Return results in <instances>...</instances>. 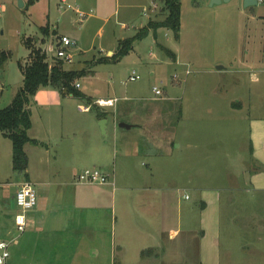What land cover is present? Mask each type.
I'll use <instances>...</instances> for the list:
<instances>
[{
    "label": "rangeland",
    "instance_id": "rangeland-1",
    "mask_svg": "<svg viewBox=\"0 0 264 264\" xmlns=\"http://www.w3.org/2000/svg\"><path fill=\"white\" fill-rule=\"evenodd\" d=\"M206 1L182 0L181 41L180 37L175 39L172 31L163 29L156 43L151 30L134 44L135 52L126 59L118 63L97 64L93 60L104 56L105 52L100 53L103 49H118L119 42L136 36L148 24L149 18L160 20L159 14L167 13L164 0H67L73 8L87 14L81 23L73 10L59 6L60 0H38L23 8L18 6V0H0V52L9 55L0 66V78L6 81L5 93L22 81L18 63L25 62L30 55V50L24 45L25 38L34 37L39 47L47 51V59L50 60L57 53V38L63 35L71 38L77 45L71 50L74 54L72 62H66L68 69L97 71L93 77L79 78V90L93 98L117 99L118 116L131 124H140L145 131L140 139L134 136L130 140V157L133 156L140 165L145 164V154L139 158L133 154L141 146L146 150L148 146L145 142L152 138L151 129L162 130L158 137L162 144L158 152L162 158L157 167L162 179L156 182H163L164 185L174 183L180 188L178 198L183 211L191 206L200 207L201 197L194 190L196 187L222 190L234 185L245 186L241 173L253 163L251 123L264 117V73L236 63L237 58L246 56L247 49L251 51L257 46L254 35L258 31L254 30L255 24L248 17L258 15L264 4L243 9L237 0L214 6H210V2L205 4ZM2 7L5 9L2 10ZM150 8H155L156 17L148 12ZM72 18L75 20L72 21ZM48 20L51 32L46 36L41 29L47 27ZM165 35H169L168 39ZM247 35H251L249 43L246 39L240 46V41ZM37 37L45 41L38 42ZM159 44L179 46L181 64H175ZM219 59L226 65V70L217 71L214 63ZM97 65L100 66L95 68ZM256 66H262V62ZM133 72L140 79L130 82L128 78ZM253 73L257 74V81L253 80ZM153 87L163 92V98L154 100ZM125 98L130 101H124ZM238 99L244 102L242 111L230 110L231 101ZM72 101L74 105L65 107L64 119L59 117L57 120L48 117L46 120L48 114L40 112L34 104L30 105L34 120L30 133L37 140L25 146L28 156L25 172L13 170L11 140L0 135V241L8 242L18 235L11 199L16 196L20 185L31 182L38 197L39 190L48 188L50 195L53 194V186L42 187L43 183L63 182L71 178L69 164L74 162L70 158L73 145L70 141L73 136L65 139L61 136L70 134L73 125H77L78 131L74 132L79 140L84 137L85 142L94 137L92 131L99 129L103 133L101 122L96 120L100 108L95 106L92 111L81 114L77 103H86V100L77 101L74 98ZM1 104L3 106L4 101ZM106 109L111 120L116 110ZM156 117L157 121L152 122V118ZM102 135L113 153L116 152L111 165L123 162L121 139L117 142L111 132L109 137ZM188 143L196 148H187ZM178 145L182 147L180 150H177ZM54 147L59 153L57 159L53 157ZM77 166L79 171L93 168L90 165L80 166L79 163ZM97 169L100 173L105 170ZM185 192L191 196L188 201L182 199ZM224 195L219 241L223 264H264V194L235 193L234 202L228 208L225 192ZM199 215L201 213H195L197 222ZM181 225V233L168 241L166 238V243L183 239L184 219ZM197 226L200 228L199 223ZM197 226L193 224L194 229ZM45 237L46 240L41 241ZM57 238L37 231L19 235L17 244H11L8 249L10 257L6 264H72L68 257L64 260L58 258L59 248L54 247L55 244L47 249L31 250L28 247L29 243L60 242Z\"/></svg>",
    "mask_w": 264,
    "mask_h": 264
},
{
    "label": "crops",
    "instance_id": "crops-1",
    "mask_svg": "<svg viewBox=\"0 0 264 264\" xmlns=\"http://www.w3.org/2000/svg\"><path fill=\"white\" fill-rule=\"evenodd\" d=\"M60 1L61 3H59V6L61 8L71 9L77 16V11H80L78 8H73L67 3V0ZM180 1L181 9H183L182 0ZM237 1L243 5V0ZM23 2L24 4L27 3L25 0H23ZM209 2L210 0H207L205 4ZM68 6H70V8ZM249 8L252 7H244L243 9ZM3 9L5 8L2 7V10ZM148 12L154 15V17L157 16L154 14L155 8H150ZM159 15H161L160 20L158 18H149L148 24L143 28H146L147 31L150 32L153 29L149 28V23L163 21L167 13H161ZM258 15L252 14L248 17L255 24L253 27L254 30L258 31L257 35H254L257 46L251 51L247 49L246 56L244 55L242 59L237 58L236 63L254 69L257 72L264 73V9H260ZM71 20L74 21L75 19L72 18ZM47 23V27H43L47 29L42 33L49 36L51 32L49 30L50 21L48 20ZM240 24L243 25L244 22L240 21ZM182 27L181 11L180 31ZM163 29L167 32L171 31L166 28H159L155 32L153 30V37L156 43H158L159 34ZM168 36L169 35H165L167 39ZM180 36L181 34L179 32V37ZM59 37L56 40L57 46ZM249 37H251V35L243 37L242 41H240V46H242V42L246 39L249 43ZM32 38L34 37H27L24 42L27 39H31L33 48L45 51L47 56V51L39 47L35 38ZM37 40L38 42L45 41L43 38L39 37H37ZM158 46H163L170 50L173 53L174 58L172 60L175 64H181L178 56L180 52L179 46H165L161 44ZM117 50L118 49L108 48L106 50L103 49L100 53L103 54L105 52L103 58H110ZM134 52L135 46L133 45V49L123 59H126ZM100 58H102V56L95 58L93 62H97ZM58 61L61 60L57 59L56 56H52L51 60L47 59L50 66L55 65ZM25 62L20 63L24 64ZM62 62V68L65 71L84 70V68L76 70L68 69L67 63L64 61ZM261 62L262 66L257 67L256 64H261ZM214 64L216 65L217 71L227 69L224 62L220 59L215 60ZM98 66L100 65L95 66V68ZM96 72L95 70H89L86 72L85 77H93ZM133 75L136 74L133 72ZM21 76V83L8 93H5L4 90L6 85L5 78H0V109L8 106L14 99L23 83L22 72ZM252 77L253 80H258L256 73H253ZM78 80L79 79L75 81V84L78 83ZM79 89L80 87L77 90L85 98L81 99L70 95H63L58 89L51 86L41 87L33 97L31 104H34L40 112L43 111L45 114H48L46 120L47 117L48 119L50 118V120H57L59 117L64 119L66 115L65 107L68 104L74 105V103H72L74 98H76L77 101L86 100V103L89 102V100L93 102L98 99H115L111 97L93 98ZM123 100L130 101V99L127 98ZM2 101H4L3 106L1 104ZM231 102L230 110L232 109L236 112L242 111L244 103L242 99ZM78 104L79 103H77V105ZM118 105L119 104H117L115 108L116 111L111 120L107 116L108 111L106 108L99 109L101 111L100 113L103 112L107 114L104 118L98 117L96 119L103 124L104 132L101 133L99 129L98 131H92V137H94H89L87 142L83 141L84 137L79 140L77 133H75L78 131L76 130L77 125H73L74 128L70 134L61 136L63 139L69 135L73 136L70 141V143L73 144L72 148H70V158L71 161L74 162L73 165L72 162L69 164L71 178L63 182L55 180L51 183H43V185H41L42 187L53 186V194L50 195L51 192H49V188L47 190L38 191L37 205L26 214L27 227L24 232L37 231L45 235L47 234V236L55 235L58 236L57 241L59 240L60 242L53 243L50 241L52 243H49L45 241L42 244L29 243L28 247L31 250L47 249L51 244H55L54 247L59 248L57 252L59 255L58 258L64 260V258L68 257L69 262L72 264H223L221 244L219 241L221 239V208L222 199L225 197L224 192L226 193L228 202L226 204L227 208L232 206L236 197L234 195L235 193L243 192L251 194V192H258L264 194V117L254 119L251 123L250 151L253 163L252 166H246L241 173L245 186L248 185L249 187L234 185L229 186L228 189L221 188L222 190L216 187H196L194 190L197 191L201 197L200 207L191 206L188 210L183 211V206L178 198L180 188L175 186L174 183H166L164 185L163 182L159 184L156 182L157 179H162L159 178V173L157 171L158 162L162 158L160 156L161 154L158 152V149L162 148V144L160 145L161 142L158 139L162 134V130L156 127L151 129L150 134L152 138L145 142L146 146L149 148L145 147V150L144 147L141 146L140 149L135 150L136 152L133 154L135 158L142 157L145 154L144 157L147 160L145 164H138L133 156L130 157L128 154L129 142L134 136L137 137V140L140 139L139 137L143 136L145 131L140 124H131V122H127L122 117H119ZM128 112L130 111L128 110ZM40 118L43 121V117ZM157 119V117L152 118V122L154 120L157 121ZM31 121L32 126L28 131V136L31 140L36 141L37 138L31 137L30 133L34 125L32 114ZM120 123H125L129 125L130 128H121L119 127ZM109 132L112 133V136L117 142L119 138L121 139V147L123 149L122 155L124 156L123 162L120 164L114 162L113 166L111 165V161L112 158L115 157L116 152L113 153V149L109 147L108 142L101 137L102 134L109 137ZM0 135L3 136L1 133ZM83 145L88 146V148L86 146L82 148ZM181 148V145H178L177 150ZM187 148L192 149L196 148V146L188 143ZM52 151L53 157L57 159L59 155L57 149L54 147ZM78 163L80 166L85 167L86 165H90L93 167L91 169H97V167L105 169L102 171V174L107 175L113 185L100 186L78 183L74 177L76 173L81 172V170L79 171V168H77ZM190 179L193 178L190 177ZM27 182L34 188L31 182ZM186 196L188 197L187 199L185 198ZM182 199L188 201L191 199V196L185 192L182 194ZM196 212H199V214L201 213V216L199 215L198 217L200 219L199 222L195 221ZM183 219L186 225L185 230L182 232L184 233L183 239L178 242H174V239L166 243V241H164L166 238L168 241L181 233L182 230L180 226L182 227L181 224ZM194 223H196V226L199 223L200 228L197 226V229H194ZM175 228L177 229L176 231H174ZM42 240H46V237L44 239L41 238V241ZM179 248H182V250H179ZM30 255L29 253L28 256Z\"/></svg>",
    "mask_w": 264,
    "mask_h": 264
},
{
    "label": "trees",
    "instance_id": "trees-1",
    "mask_svg": "<svg viewBox=\"0 0 264 264\" xmlns=\"http://www.w3.org/2000/svg\"><path fill=\"white\" fill-rule=\"evenodd\" d=\"M38 0H28L25 7L32 5ZM167 11L166 18L161 22H150L149 28L154 32L159 28L171 30L175 39H179L180 21H181V1L164 0ZM47 28H42L44 32ZM147 29L143 28L134 37L119 42L117 52L110 58L102 57L96 63H117L127 56L133 49V45L138 40L147 36ZM25 46L30 50L27 61L18 67L23 75V83L19 88L12 102L0 109V133L11 140L12 143V167L14 171L25 172L28 168V156L25 152V146L31 140L28 131L31 129V112L29 107L33 97L41 87L51 86L59 90L63 95L72 94L76 98H85L76 88L75 81L86 74L82 71H65L62 66L63 62L58 61L55 65L50 66L47 62L46 53L32 46V40L27 39ZM169 57L174 58L173 53L167 48L161 46ZM9 57L5 52H0V66ZM89 103L92 101L89 100ZM99 117H106V113H100Z\"/></svg>",
    "mask_w": 264,
    "mask_h": 264
},
{
    "label": "built area",
    "instance_id": "built-area-1",
    "mask_svg": "<svg viewBox=\"0 0 264 264\" xmlns=\"http://www.w3.org/2000/svg\"><path fill=\"white\" fill-rule=\"evenodd\" d=\"M258 4L264 3V0H257ZM70 8V6H68ZM78 21L82 22L86 17L87 14L83 13L82 11H77ZM76 46V41L72 40L67 36H61L58 39V46L56 57L57 59L65 62H72L73 59V52L71 51L73 47ZM187 74L190 73L189 70L186 71ZM139 79L138 75H132L129 77L130 81H136ZM80 87L79 83L75 84V88L78 89ZM153 92L156 95L155 99L163 98V92L157 88L153 87ZM73 96L72 94H67ZM118 103L117 99H98L93 101L92 103H80L77 105V109L81 113H86L92 111V109L96 106L98 108H116ZM75 180L80 184H89V185H110L111 181L109 180L107 175L100 173L97 169H85L81 172H78L74 175ZM188 198L187 196L185 197ZM15 200V217H14V225L16 227V231L18 233L17 237H14L10 241H0V264H6L8 258L10 257L9 254V247L11 244H17V238L19 235L25 232L27 223H26V214L30 210H32L37 205V195L33 186L25 182L20 185L19 190L14 197Z\"/></svg>",
    "mask_w": 264,
    "mask_h": 264
},
{
    "label": "water",
    "instance_id": "water-1",
    "mask_svg": "<svg viewBox=\"0 0 264 264\" xmlns=\"http://www.w3.org/2000/svg\"><path fill=\"white\" fill-rule=\"evenodd\" d=\"M231 0H210V6H214V5H220L222 3H227ZM258 5V2L257 0H243V6L245 8H248V7H253V6H257ZM18 6L23 8L25 6L23 0H18ZM101 129L102 131L104 132V129H103V124H101ZM119 127L121 128H130L129 125L125 124V123H120L119 124ZM11 207L14 209L15 207V200H14V197L11 199Z\"/></svg>",
    "mask_w": 264,
    "mask_h": 264
}]
</instances>
